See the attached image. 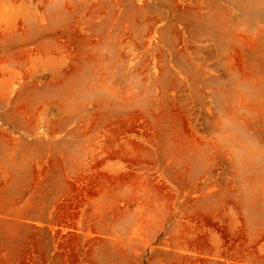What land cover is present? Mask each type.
Returning a JSON list of instances; mask_svg holds the SVG:
<instances>
[{
  "label": "rangeland",
  "instance_id": "1",
  "mask_svg": "<svg viewBox=\"0 0 264 264\" xmlns=\"http://www.w3.org/2000/svg\"><path fill=\"white\" fill-rule=\"evenodd\" d=\"M0 264H264V0H0Z\"/></svg>",
  "mask_w": 264,
  "mask_h": 264
},
{
  "label": "bare ground",
  "instance_id": "2",
  "mask_svg": "<svg viewBox=\"0 0 264 264\" xmlns=\"http://www.w3.org/2000/svg\"><path fill=\"white\" fill-rule=\"evenodd\" d=\"M116 123H117V122H116ZM118 123H120V122H118ZM113 125H114V124H113ZM114 127H115V126H114ZM118 127H119V126H118ZM115 128H116V127H115ZM123 128H124V127H123ZM117 129H118V128H117ZM119 129H120V128H119ZM124 130H125V129H124ZM113 131H114V130H112V132H113ZM114 132H115V131H114ZM119 132H120V131H119ZM125 132H126V130H125ZM115 135H116V134H115ZM111 136H112V135H111ZM119 136H120V135H119ZM115 137H116V136H115ZM117 137H118V135H117ZM117 137H116V138H117ZM113 138H114V135H113ZM112 140H113V139H112ZM112 140H111V142H112ZM118 140H119V139H118ZM111 142H110V143H111ZM113 142H114V141H113ZM113 142H112V143H113ZM115 142H117V141H115ZM100 182H101V181H100ZM96 183H97V182H96ZM103 183H104V182H103ZM100 184H102V183H100ZM64 208H65V207H64ZM67 208H68V206H67ZM251 247H252V246H251ZM241 248H242V247H241ZM236 251H237V250H236ZM239 251H240V250H239Z\"/></svg>",
  "mask_w": 264,
  "mask_h": 264
},
{
  "label": "clouds",
  "instance_id": "3",
  "mask_svg": "<svg viewBox=\"0 0 264 264\" xmlns=\"http://www.w3.org/2000/svg\"><path fill=\"white\" fill-rule=\"evenodd\" d=\"M225 124H226V127H230V123L229 122H225Z\"/></svg>",
  "mask_w": 264,
  "mask_h": 264
}]
</instances>
